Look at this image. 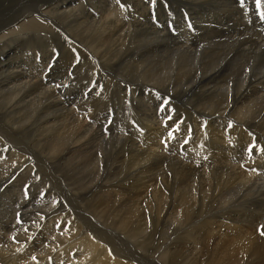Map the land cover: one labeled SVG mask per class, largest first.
Segmentation results:
<instances>
[{
    "label": "rangeland",
    "instance_id": "374dc122",
    "mask_svg": "<svg viewBox=\"0 0 264 264\" xmlns=\"http://www.w3.org/2000/svg\"><path fill=\"white\" fill-rule=\"evenodd\" d=\"M105 1L106 0H0L1 89H5L4 91H6L7 87L4 85H10L13 82L11 85L13 86L16 82H19L16 84L17 86L21 84L22 86L26 85V87H28L23 95L25 100L26 98H30L31 101L42 99L44 100L45 106L43 104V107L45 108H48V106L54 107L56 104V108L59 109V113L57 114L60 115L62 113L61 116H64L66 112H73L72 114L76 113V115H79L77 118L83 119L84 121V130L80 131L81 137L85 138L87 136L90 139L88 140L86 137V140L83 139L84 141L82 140L79 143L76 138H73L72 140L74 141L70 140L67 142L63 149H56L52 158L53 160H50L49 156L46 157L44 153L45 151L51 150L53 145L55 146L57 143L58 139L55 135L47 137L50 133H54L55 130H51L50 133L45 135H38L36 132L38 130H43V121L48 120V124L53 126V123H56L59 117L51 113L48 117L42 118L44 115L36 112L31 123L28 121L25 122L24 130L21 128V123H19L20 130L23 133L22 143L24 145L29 144L30 141L27 139L29 138L32 144H39V146L36 145L37 148L34 147L37 149L35 153L30 151L27 152L28 157L30 156L29 160H32V164L36 167L35 170L41 173L46 170L49 165L51 168L49 167L47 173L43 172L44 174L37 177L29 169L23 167L27 165L25 162H23V166L20 162L18 166L20 170L18 171L17 169L14 175L9 173V175H7L8 177L6 176L7 178H5V182L3 181L4 183L2 182L0 184V264H24L25 262L27 264H31V262L33 264H59L60 262H57L58 260L56 259L68 253L67 249L63 247L64 250L63 248H59V250L55 249L47 258H44L43 254H40L44 243L48 242L47 246H51L54 242L53 238L56 237V241H58L57 244L60 247L65 239L60 236L59 228L62 227L60 225H62V223L64 224L67 219L64 210L68 209L70 199L61 186L65 185V183L73 185L72 187L75 186V191H78V189L83 191L82 189L89 185L92 189L95 188V191L97 189L96 181L92 182L95 174L93 171L96 169L94 167L92 171L88 169L90 162L84 160V172H89L90 176L83 177L80 175L82 174L80 168L73 167V169H70L72 159L67 162L68 157H66L68 151L76 149L82 144L92 149L93 145L91 143L94 144L95 148L106 145V152L103 151L104 156L101 157L103 168L107 167V170H109L110 163H112V167L113 164L116 167L118 166L116 168L118 175H115L114 178L115 182L110 180V184L115 186V193L111 196V199L106 202L108 204L104 205L101 197V199L92 198L89 204L85 202L88 208L87 210L92 214H97L98 211L100 212L103 207L107 206L106 211L102 213L106 223L111 227L114 226L116 228L115 223L110 221V212L114 211L113 209H117L120 204L123 206L125 202L129 203L130 200L132 203L133 199H142L141 195L136 196L137 198L134 197L135 192L139 188H131L136 181V177H133L136 172L141 170V174L144 176L141 175L140 179L145 181V174H148L147 171L150 169H157V166L161 165L158 173L152 178L154 179L156 177L157 179L158 186L155 185L157 186V192L159 190L158 187L164 188L167 197L169 192H171L177 201H186V199L189 198L188 188L190 187L191 192L197 196L196 200L199 207L195 210V218L189 226L192 227L194 223L195 226L198 225V220L203 221L205 219L209 220L210 218L219 217L213 221H216L220 239L226 240L225 238L229 234V227L233 229L238 225L241 229L248 230L250 233L255 234L254 236L257 237L256 242L260 255L262 252V254H264V235L260 234L261 226H264V151H260V149L264 148V72L259 76H250L246 82L242 79L244 75L242 64H246V58H251L250 62L254 61L253 59L256 58L260 61L261 65H264V19L260 18L261 13H264V0H261V4L263 5H261L260 8L256 7L255 0H244L243 6L239 5L238 0H167L166 2L157 0V3H155L156 5L153 3L150 4L149 1L151 2V0H126L127 2L125 0H120L121 4L126 9L127 18L126 22L120 25L115 36L116 38H121L126 30H130L129 43L125 48V56H127L126 52L129 51L127 53L128 55L129 53L131 54L129 56L132 57V59L128 64L129 66L127 65L126 67L127 70L125 71L127 73L125 74L133 77H141V75H136L135 71H148L150 68H147V66H151L161 59H166L167 56L171 54L168 48H176L175 50H178L183 56H187L188 53L193 55L198 50L204 52L202 50V43L206 38L217 40V35H223L224 33V37L235 36V39H227L224 44L229 50L224 59V63L208 75L200 78L202 79L200 88L191 86L194 81L191 75L188 74L184 77H180L181 81L183 83L186 82L188 86L187 89L182 88L177 91L182 101L189 105L188 107H184V109H181L180 105L175 103V98L177 97L173 98L171 94H164L165 92L159 88H165L164 85L161 83H152L147 78H145L146 81H142L150 84V86L156 84L157 86H153L158 88V91L152 93L154 96L151 97L149 96L151 91L148 92V90H150L149 88L134 90L133 85L125 81L119 83H105L100 81V78L97 76L93 78L90 73L92 66L85 61L79 52L68 47L64 38L60 37L58 33L41 30L27 23L30 18L39 14L37 9L43 6L57 5L58 16L54 19L58 24L69 27L71 24L70 21H72V24H77L76 21L84 17L87 19V22H85V20L82 27L86 26V29L93 28L94 25H101L100 22L104 9L108 4V1ZM161 17L163 18L161 19ZM92 22L95 24L91 25ZM137 22H142L145 26L152 23V31L156 33L162 31L166 32L165 35L167 38L163 40L164 43H161V45L164 46L155 47L149 39V35H144V39L141 38L140 36L142 33L138 32L140 31V25L137 26ZM67 23H69V25ZM89 25H91V27ZM20 26H22V28ZM76 26L77 31L74 30V32L80 34L83 39H88L86 35L79 33L81 30H79L78 25L74 27ZM25 29L27 30L25 31ZM186 31L193 32H191L193 39L187 41L182 37V34ZM132 33L136 34L135 37H130ZM88 34L91 36L92 40L96 41L98 39V33L90 31ZM140 39H143V41ZM53 43L55 46H53ZM33 46H35V48ZM216 47L222 48L220 50H223V44L221 43H218ZM164 54H166L165 57ZM31 56L33 57L31 58ZM5 58H7V60ZM232 59V62L237 66L230 63ZM152 60L153 62H151ZM3 64L5 65L3 66ZM36 64H39L37 65L38 67ZM215 65L216 62L207 65L206 69L208 72L213 69ZM10 68L13 69L15 75L10 73L11 70L6 72ZM46 68L47 70L44 71ZM37 72L38 74L40 72L39 78H42V80L38 78ZM27 76L30 80H28ZM16 77H19L18 80ZM91 78L93 79L91 80ZM32 80L34 81L32 82ZM27 81L30 82V86ZM244 82L246 84H244ZM221 90H224V92ZM34 91L36 92L34 93ZM52 95L56 96V99L51 100L50 97ZM218 95H220L219 98ZM259 101L262 103L261 106L259 105L258 107L257 102ZM22 104L26 103L23 102L20 105ZM228 104H230L229 108H225ZM241 106L248 111L247 117H241L239 119L237 116L235 118L234 114L232 116V111L235 110L236 107ZM192 108H196L199 111L206 110L207 116H195ZM72 109H74V111ZM260 109L262 110L261 114ZM0 111H3L1 107ZM56 111L57 109L54 110L55 113ZM9 117L13 118L11 115ZM53 117L56 120H54ZM168 117L172 119L169 120ZM60 120L63 128L66 124L72 122V119L68 118H61ZM18 122L19 121H17V123ZM177 124L179 125L180 131H175ZM9 125H11L10 122ZM13 126L17 128V125ZM5 128L6 126L2 129L5 130L6 134L3 143L13 144L14 138H12V132L9 133V130ZM83 131L84 133H82ZM87 132L88 134L86 135ZM169 132L173 133L172 138H169ZM97 133L102 136L103 141L105 140L104 142H101L98 136L95 135ZM111 137H118L119 141L117 143L112 140L111 142L108 141ZM44 138L45 140L49 138L51 141L48 140L45 145L43 144L44 141L39 143ZM49 141H54L52 142L53 145L50 143L48 144ZM14 144L19 143L16 141ZM250 145H255L251 154L248 152ZM3 148L5 149V147ZM3 148L0 146V150ZM137 152L139 153L137 154ZM5 154L8 155V153H4L3 156H6ZM26 172L28 173L26 174ZM77 173L79 174L78 177ZM170 173L172 175H169ZM69 174L71 175L68 176ZM104 174H106V172H104ZM165 174L173 178L171 183L167 182L168 176ZM27 176H29V179ZM33 176H35L34 180ZM151 177L152 176H149L148 178ZM97 183L100 185L102 184L101 182ZM239 190H241L240 193H238ZM121 191H126V195L122 196L120 194ZM205 192L206 194L204 195ZM148 194L150 195V192H148ZM130 197L131 199H129ZM41 198L44 201H42ZM100 200H102V204L99 203ZM33 201L35 202L33 203ZM206 203L212 205L211 210L207 211L205 208L204 211L201 212V205L205 206ZM50 210L56 213L53 215V225L50 223L43 224L48 217L44 218L45 214ZM239 211L245 212V214L243 215L239 213ZM230 218L234 219V221H230ZM236 220L240 223H237ZM159 227H161V225L153 227L155 228V231L152 232L153 241L145 240L146 242L141 244L147 253H150L154 247L158 248V246L161 245L160 241L162 235L157 231ZM182 227L183 225L181 224L175 225L174 228L179 231H173L171 234L174 236L178 235L180 231L182 232ZM212 230L210 227L207 228L201 225L190 229V232H205L204 241L196 244L200 251L201 249L203 251L209 249L210 252H212L219 249L220 246L211 242L212 238L209 239L210 231ZM50 231H52V237L48 235ZM213 232L215 231H212V233ZM226 232H228V234ZM21 238L22 243L21 247H19L20 250L16 244ZM47 238L52 239L48 240ZM23 239L26 240L23 241ZM31 240L32 242H30ZM178 241H182V238L179 237L174 240L175 243H178ZM8 243H11V249L13 251L7 248ZM203 244L206 245L204 246ZM179 248L181 247L179 246ZM47 251L48 250L45 249V252ZM177 251V255H181L180 249ZM14 252H17V256H12ZM5 256L9 257L5 259ZM32 256H41L44 261H47L44 262L42 259H33ZM248 258L246 261H253V258ZM8 259L10 260L6 261ZM263 261L264 257H261V264H264ZM160 262L162 264V261ZM171 263H173V261H171ZM60 264H62V262Z\"/></svg>",
    "mask_w": 264,
    "mask_h": 264
},
{
    "label": "bare ground",
    "instance_id": "6f19581e",
    "mask_svg": "<svg viewBox=\"0 0 264 264\" xmlns=\"http://www.w3.org/2000/svg\"><path fill=\"white\" fill-rule=\"evenodd\" d=\"M99 1H101V0H99ZM166 1L167 0H160V2H166ZM178 1H180V0H178ZM105 2H107L108 4H107L106 8L103 6L105 9H104V13H103V16H102V20L100 19L101 20V22H100L101 25H99V24H97L96 26L94 25L93 28L91 27V25L95 24L94 23L95 21L92 22L91 25H89L91 27L89 29H86L85 28L86 26L82 27V24H84V21L86 20L85 22H87V19L84 18V17H83V19H81L79 21H76L77 24H75V23L72 24V21H70V23H71L70 25H69V23H67L69 25V27L68 26L67 27L66 26H62V25L58 24L55 21V19H56L55 17L58 16V11H57L58 7H57V5L56 6L51 5V6H47V7L43 6L40 9H37L39 11L38 12L39 14L36 15V16H33L32 18H30L27 21V23L29 25H34V26L40 28L41 30H46V31H49V32H52V33H58V35H60V37L64 38L65 42L68 44V47H71L73 50L79 52L83 56L85 61L92 66V69H91L90 73L92 74L93 78H94V76H97V77L100 78V81H103L105 83H108V82L119 83V82L125 81V82H128V83H131L133 85V89L134 90L135 89H140V88L141 89L149 88L150 90H148V92L151 91V94L149 95L151 97V96H154V95H152V93L158 91V88L156 87L157 86L156 84H152L150 86V84L142 81V80L146 81L145 78H147L152 83H161L162 85H164L165 88H162V87H159V86L158 87L161 88L163 92H165L164 94H167V95L171 94L173 96V98L177 97L178 101H177V98H175V103H178L180 105L181 109H184V107H188L189 105L184 103L182 101V98L177 94V91L179 89H182V88L187 89V87H188L186 85V82L183 83L181 81L180 77H184V76H186L188 74L191 75L192 76V80H194L193 84L191 86L200 88L201 84H202V79H200V78L208 75L209 73H211L213 70L219 68L224 63V59H225L227 53L229 52V50L224 46L226 40L227 39H235V36L224 37L225 33L223 35L222 34L221 35H217V37H216L217 40L213 39V38H211V39H207L206 38L207 40L205 39V41L202 43V50L205 53L200 51V50H198L193 55H190L187 52L188 53L187 56H183L181 53L178 52V50H175L176 48H173V49H169L168 48V51L171 52V54L168 55L166 59H161V60L157 61L156 63L152 64L151 66L150 65L147 66V68L148 67L150 68L148 71H145V72H143V71H135V74L136 75H141V77L140 78L139 77H133L131 75L125 74V73H127L125 71V70H127L126 67H127V65L130 63V61L132 59V57L129 56L131 54L129 53V55H128V53H127L129 51L126 52L127 56H125V48H126V45L129 43L128 41H129L130 30H126L124 32V34L121 36V38H116V36H115L117 31L119 30L120 25H122V24H124L126 22V18H127L126 9L121 4L120 0H106ZM149 3L151 4L150 1H149ZM165 4H167V3H165ZM188 5H190V4H188ZM261 5H263V4H261ZM157 6H159V5H157ZM253 7H254V5H253ZM171 8H172V6H171ZM224 12H226V11H224ZM100 15H102V14H100ZM162 18L163 17H161V19ZM74 19H76V18H74ZM93 20H94V18H93ZM138 20H141V19H138ZM75 25L79 26V30H81V32H79V33L86 35L88 37V39H83L80 36V34H77V33L74 32V30L77 31V26L74 27ZM136 25L137 26L140 25L139 26L140 31H138V32L142 33L141 36H140L141 38L144 39V35H149L148 37H149V39L151 40V42L153 43V45L155 47L164 46V45H161V43L163 42V40H166V38H167V36L165 35L166 32L162 31V32H157L156 33L154 31H152V23H150V24L145 26V24H143L142 22L141 23L137 22ZM20 27L22 28V26H20ZM16 30H18V29H16ZM22 30H24V29H22ZM26 30L27 29H25V31ZM168 30H170V29H168ZM11 31H13V30H11ZM90 31H92L94 33L95 32L98 33V35H97L98 39L96 41L92 40L91 36L88 34V32H90ZM191 32L186 31L185 33L182 34V37L184 39H186L187 41L193 39L192 38L193 37L192 36L193 32L192 33ZM135 35H136L135 33H132V35L130 37H135ZM143 39H140V40L143 41ZM161 39H162V41H161ZM263 40H264V38H263ZM158 41H160V42H158ZM197 41H199V40H197ZM54 43H53V46H55ZM218 43L223 44V50H220L222 48L216 47V45ZM30 44H31V42H30ZM33 47L35 48V46H33ZM164 52H166V51H164ZM72 54H76V53H72ZM165 55L166 54H164V57H165ZM133 56H135V55H133ZM159 56H160V54H159ZM32 57L33 56H31V58ZM147 57H148V55H147ZM5 59L7 60V58H5ZM250 60H251V58L250 59L246 58V60H245L246 64H242L243 68H244V71H243L244 75H243L242 79H244L245 82L248 80V78L250 76H259V75H262L263 72H264V65H261L259 60H257L256 58L253 59L254 61L250 62ZM32 61H33V59H32ZM232 61H233V59L230 61V63L232 65H235V63L232 62ZM151 62H153V60ZM212 62H216V65H215V67L213 69H211L208 72L206 67H207V65H209ZM4 65L5 64H3V66ZM26 65H28V64H26ZM37 65H39V64H36V66ZM235 66H237V65H235ZM74 68H75V66H74ZM25 69H27V68H25ZM35 70H36V68H35ZM45 70H47V68L44 69V71ZM9 71H10L11 74L15 73L13 71V69H11V68L8 69L6 72H9ZM37 74H38V72H37ZM23 75H25V74H23ZM238 76H240V75H238ZM34 77H36V76H34ZM39 77H40V72L38 74V78ZM240 77H242V76H240ZM18 78H17V80H18ZM27 78H28V76H27ZM93 78H91V80ZM32 79H33V77H32ZM39 79L42 80V78H39ZM254 79H256V78H254ZM28 80H30V79L28 78ZM33 81L34 80H32V82ZM28 82L29 81H27V83ZM226 82H227V80H226ZM245 82H244V84H246ZM18 83L16 82L15 85H13V86H11L13 84V82L10 85H4L5 87H7L6 91H4L5 89L2 90L1 86H0V107L3 110V111H0V146H1V148L5 147V149L3 148L4 150L3 149L0 150V184L3 181L5 182V178L8 177L7 175H9V173H12L14 175V173L18 169V166L20 164L22 166L24 165L23 162H25L27 164L26 166L24 165L23 167H26L27 169H29L37 177H40L42 174H44L43 172H45V173L48 172V169H49L50 165L48 166V168L46 170H44L41 173L36 171L35 170L36 167L31 162L32 160L31 161L29 160L30 156L28 157V155H27L28 151L35 153L36 150H37L36 148H37V146H39V144L36 143L37 146L35 144H32L31 139H29V138H27L30 141L29 144L24 145L22 143L23 133L20 130V124L19 123H21V128H22V130H24L25 122L28 121L29 123H31L36 112L37 113H41L42 115H44L42 118L48 117V115H51V113L54 114V115H57V117H59L58 118L59 120H56L54 118L56 116L53 117V119L57 121L56 123H53V126L48 124V122H49L48 120L43 121V130H38L36 132L38 135H45V134L50 133L51 130H55L54 133H50L47 137H51V136L55 135L57 137V139H58L57 143L54 146L52 144V142H54V141L50 142L51 140L48 138V140H50L48 142V144L50 143L51 145H53V147L49 146V147H52V149L48 150V151H45V153H44V154H46V157L49 156L50 160H53L52 158L54 156V153L56 152V149H58V148L59 149L60 148L63 149L65 144H67V142H69L73 138H76L77 142L80 143L83 139L86 140L85 138L87 137L86 136L85 138H82L81 135H80L81 134L80 131L84 130L83 129L84 121H83V119L81 120V119L77 118V116H79V115H76V113L72 114L73 112L72 113H69V112L67 113L66 112V113H64V116H61L62 113L60 115L57 114V113H59L58 112L59 109L56 108V104H55L54 107L53 106H48V108H45V107H43L44 100H42V99L31 101L30 98L29 99L26 98V100H25L23 98V95H24V93L26 91V88H28V87H26V85H24V84H23L24 86H22L21 84H19L17 86L16 84H18ZM28 84L30 86V82ZM153 85H156V86H153ZM75 87H76V85H75ZM221 87H222V85H221ZM223 87H224V85H223ZM228 87H230V86H228ZM102 90H103V88H102ZM221 91L224 92V90H221ZM35 92L36 91H34V93ZM50 93H52V92H50ZM108 94H110V93H108ZM219 96L220 95H218V98H219ZM215 97H217V96H215ZM48 99H49V97H48ZM50 99L54 100V99H56V96L52 95L50 97ZM59 99H61V98H59ZM23 102H25L26 104L20 105ZM230 102H231V100H230ZM48 103H50V102H48ZM257 103H258L257 106L259 107V105L261 106L262 102L259 101ZM44 106H45V104H44ZM229 106H230V104L226 105L225 108H229ZM56 109H57V111L55 113L54 110H56ZM261 109H262V107H261ZM261 109H260V114H261V111H262ZM72 110L74 111V109H72ZM192 110L195 113V116H197V117L198 116H201V117L207 116L206 110L199 111L196 108H192ZM77 114H78V111H77ZM233 114H234L235 118L237 116V118L240 119L241 117H247L248 111L246 109L242 108V106H241V107H236V109L232 111V116H233ZM10 115L13 118L9 117ZM14 118L17 121H19V122L17 123V121ZM61 118L72 119V122L70 124H66L67 127L65 126L66 128L65 127L63 128L62 127V122L60 120ZM94 118H96V117H94ZM9 122H10L11 125H9ZM13 125H17V128L14 127ZM5 126H6L5 129L9 130V133L12 132V138H14V143L16 141H18L19 144H14V143L13 144H4L3 143V139L6 137V134H5V130H2V129ZM91 130H89V131H91ZM237 130H238V128H237ZM82 133H84V131ZM18 134H19V136H18ZM87 134H88V132L86 133V135ZM95 135L98 136V138H99V140L101 142L105 141V140L103 141L102 136L99 133H97ZM84 136H85V134H84ZM48 140H45V138H44L39 143H42L44 141L43 144L45 145ZM88 140H90V139L88 138ZM111 140L115 141L117 143L119 141V138L118 137H111V138H109L108 141L111 142ZM72 141H74V140H72ZM91 144L93 145L92 149H89L85 144H82V145L78 144L79 146L76 149L68 151V155L66 157H68L67 158V162L70 159H72L71 160V164H70L71 165L70 169H73V167L80 168V172H82V174H80V175L83 176V177L84 176H87V177L90 176L89 172L88 173L84 172V170H85V162H84V160H87V161L90 162V164L88 166V169L90 171L93 170V167L96 169L95 171H93V172H95V174H94V179L92 180V182L96 181L95 183H96V188L97 189L95 191L94 190L95 188L92 189L90 185L89 186L86 185L87 187L84 186L85 188L82 189L83 191H80L78 189L79 187L77 188L78 191H75L74 190L75 186L72 187L73 185H70V184H67V183H65V185H63V186L60 185L61 188L67 193V195H68V197L70 199V201H69L70 205H69L68 209L64 210V212L66 213V218L67 219L65 218L66 219L65 223L64 224L62 223V225H60L62 227L59 228L60 236L62 238H65V239L63 240V244H62L63 246L61 245L62 247L58 246V244H57L58 241H56V237L53 238L54 239L53 240L54 241L53 245L51 244V246H47L48 242L44 243V245L42 246L43 248L41 247L42 251L40 252V254H43L44 258H47L48 256H50L55 249L59 250V248H63L64 247L68 251V253H65L66 254L65 256H67V257H65V256L60 257L59 256V258L56 259V260H58L57 262H60V263L62 262V264H161L160 261H162V264H177V263H179V264H261V257H264V254H262L263 253L262 252L261 255H260V252H259V249H258V245H257V242H256L257 237L254 236L255 234L254 233H250L248 230L241 229L237 225L233 229L231 227H229V234H228V232H226L228 234L227 237L225 238L226 240H222V238L220 239V237L218 236V233H219L218 230L219 229L216 226V221H213V220L218 219L219 217L210 218L209 220L205 219L203 221L198 220V225H201V226H204V227L206 226L207 228L210 227L211 230L213 229L212 231H215L213 233H212V231H210L211 232L210 235L208 234L209 235V239L212 238V241L211 240H209V241H211V242L217 244L218 246H220L219 249H217V251L210 252L209 249H205L204 251L201 249V251H200L198 249V247L196 246V244H199L202 241H204L205 232H202V233H196L195 231L190 232V229H192V227L195 228L198 225L195 226V223H194V225L192 224V227L189 226V224L192 223V220L195 218L194 217L195 216L194 215L195 210L199 207V204L197 203V200H196L197 196H196V194L191 192V188L190 187L188 188L189 198H187L186 201H180V200L177 201L174 198L175 196L173 197V194L171 192H169L168 197H167V195L165 194L166 192H165L164 188L158 187L159 188V190H158L159 194H158L157 189H156L157 186H158L157 179H156V177L154 179H152V178L158 173V171L160 169V166H161L160 164H159L160 166H157V169H150V170L147 171L148 174L147 175L145 174V177H146L145 181L140 179L141 175L144 176L143 174H141L142 171L141 170H138L137 172L135 171L136 174L133 177H136V181L131 186V188H135V187L139 188L135 192L134 197H136L138 195H141L142 199H139V198L136 197L137 199H133L132 203H131V200H130L129 203H126V202L123 203V206H121V204H120L117 209H113L114 211L110 212V215H111L110 221L112 223H115L116 228L114 226L111 227L109 224L106 223V220L104 219V216H103L102 212L106 211V207L107 206L103 207L100 212L99 211L97 212V214H92L89 210H87L88 208L86 207L85 202L89 204L91 202L92 198H97V199L98 198L99 199L102 198L104 203L102 202V200H100L99 203H101V204L103 203L104 205L108 204L106 202L108 200H110L111 196L115 193V191H114V187L115 186L113 184H110V180L114 181L115 175L116 176L118 175V173L116 172V168L118 166L116 167L113 164V167H112V163H110V166L108 165L109 168H110L109 170H107V167L103 168L102 167L103 163L101 161V157L104 156V152L103 151L106 152V145L102 146L100 148H98L99 146L97 148H95L94 144L93 143H91ZM76 145H73V146H76ZM34 147H36V148H34ZM116 148H118V147H116ZM133 148H134V146H133ZM142 152H143V150H142ZM156 152H157V149H156ZM4 153H8V155L5 154L6 156H3ZM138 153L139 152H137V154ZM133 156H134V154H133ZM142 157H143V155H142ZM138 160H136V161H138ZM117 161H118V159H117ZM43 163H44V161H43ZM115 165H117V164H115ZM220 165H222V164H220ZM173 167H174V165H173ZM120 169H121V167H120ZM19 170L20 169H18V171ZM160 171H162V170H160ZM28 172H26V174ZM104 172H106V174H104ZM119 173H121V172H119ZM70 175L71 174H69L68 176H70ZM165 175L168 176L167 174H165ZM169 175H172V174L170 173ZM35 176H33V180H34ZM78 176H79V174L77 175V177ZM149 176H152V177L148 178ZM162 176H163V174H162ZM27 177L29 179V176H27ZM168 177H167V182L171 183L173 181V178L172 177L168 178ZM30 178H31V176H30ZM159 178H160V176H159ZM119 180H120V178H119ZM151 180H152V183H151ZM97 182H101L102 184L100 185ZM86 184H88V183H86ZM155 185H157V186H155ZM261 185H259V186H261ZM45 190H46V188H45ZM148 192H150V195L148 194ZM240 192H241V190L238 191V193H240ZM126 193H127L126 191H121L120 192V194L122 196L126 195ZM205 194H206V192L204 193V195ZM46 196H47V194H46ZM129 199H131V197ZM41 200H42V198H41ZM54 200H55V198H54ZM42 201H44V200H42ZM48 201H49V199H48ZM67 201H65V202H67ZM119 201H121V200H119ZM34 202L35 201H33V203ZM56 202H58V201H56ZM24 203H25V201H24ZM23 206H24V204H23ZM42 207H43V204H42ZM205 208L207 209V211H210L211 208H212V205H210L208 203H206L205 206L201 205V212H203ZM53 212H54L53 210H50V211H48L45 214L44 218H46L47 216L48 217L45 219L46 221L43 224L50 223L51 225H53V221H52V219L54 217L53 215L56 214V213H53ZM57 213H59V212H57ZM61 213H63V212H61ZM239 213H241L243 215L245 214V212H242V211H239ZM59 217H61V216H59ZM230 221H234V219L230 218ZM62 222H63V220H62ZM236 222L240 223L237 220H236ZM56 223H57V221H56ZM178 224L183 225V227L181 229L182 232L180 231L181 234L179 233L178 235L174 236L171 233L173 231H179L178 229L174 228V226L178 225ZM57 225H59V224H57ZM158 225H161V227H159L157 229V231H159L161 233V235H162V238H161V241H160L161 245L158 246V248L154 247V249L150 253H147V251H145V249H143V247H142L143 245H141V244L145 243L146 242L145 240H148V241H153L154 240V238L152 237V232L155 231V228H153V227L154 226H158ZM214 226H216V227H214ZM30 231H29V233H30ZM51 232L52 231H50V234L48 233V235L52 237ZM179 237L182 238V241H180V242L178 241V243H175L174 240H176V238H179ZM158 238H159V236H158ZM10 239H12V238H10ZM47 239L50 240L52 238H47ZM21 240H22V238L19 239V241H17V244L15 243L18 246V248L21 247V243H22ZM25 240L26 239H23V241H25ZM30 242H32V240ZM179 246L181 248H179ZM28 247H30V246H28ZM7 248H9V249L12 248L11 247V243H8ZM64 248H63V250H64ZM45 249H47L48 251L45 252ZM178 249H180V251H181L180 254L181 255H177L178 254L177 253ZM11 251H13V250L11 249ZM63 252H65V251H63ZM63 252H62V254H63ZM16 253L17 252H14L12 256H17ZM8 257L9 256H5V259L8 258ZM248 257L253 258V261L252 260H251L252 262L246 261V259ZM259 257H260V259H259ZM35 258L38 259V260L42 259L44 261V259L41 258V256H36ZM248 259H250V258H248ZM9 260L10 259H8L6 261H9ZM12 260H13V258H12ZM52 260H53V258H52ZM46 261H44V262H46ZM171 261H173V263H171ZM175 262H177V263H175ZM36 263H37V261H36ZM13 264H17V263H13ZM31 264H33V263L31 262ZM38 264H41V263H38Z\"/></svg>",
    "mask_w": 264,
    "mask_h": 264
},
{
    "label": "snow or ice",
    "instance_id": "6c2138e0",
    "mask_svg": "<svg viewBox=\"0 0 264 264\" xmlns=\"http://www.w3.org/2000/svg\"><path fill=\"white\" fill-rule=\"evenodd\" d=\"M151 3L155 4L157 3V0H151ZM238 3L243 6L244 5V0H238ZM255 4H256V7L257 8H260L261 7V0H255ZM261 19H264V13H261V16H260ZM169 120H171L172 118L171 117H168ZM175 131H180V128H179V125L177 124L176 127H175ZM168 136L169 138H172L173 136V133L172 132H169L168 133ZM255 147V145H250L249 148H248V152L249 154H251L253 148ZM260 151H264V148L260 149ZM260 234L261 235H264V226H261V231H260ZM33 259H35V257H33Z\"/></svg>",
    "mask_w": 264,
    "mask_h": 264
}]
</instances>
